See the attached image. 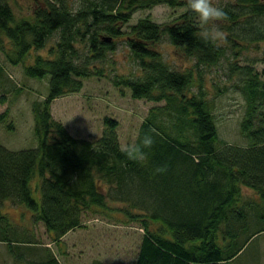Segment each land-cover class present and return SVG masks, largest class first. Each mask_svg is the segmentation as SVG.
<instances>
[{"label":"trees","instance_id":"trees-1","mask_svg":"<svg viewBox=\"0 0 264 264\" xmlns=\"http://www.w3.org/2000/svg\"><path fill=\"white\" fill-rule=\"evenodd\" d=\"M161 4L185 11L168 24L150 16L130 23L138 10ZM222 9L228 31H242L235 37L264 41V0H234ZM208 27L188 0H34L30 14L20 18L12 0H0V51L13 64L58 37L49 56L36 54L24 69L32 77L48 75L49 93L32 103L36 147L13 150L0 143V206L29 208L33 223L45 226L54 245L84 228L90 214L122 213L143 232L134 264L236 261L264 232V76L254 65H238L226 45L206 41L202 33ZM164 38L193 65L182 70L167 61L156 49ZM229 40L233 48L241 46ZM121 42L138 70L108 74L110 54ZM223 59L246 100L241 123L246 146L220 139L208 96L205 69ZM256 60L264 63V47ZM89 77L107 78L122 92L128 88L134 99L161 103L142 122L133 147H122L115 118L105 117L102 135L90 139L74 136L53 117V101L80 92ZM9 119L8 111L0 112V125L13 128ZM145 134L153 145L143 149V159H128L125 153ZM3 215L0 211V241L17 262L68 264L53 247L23 238Z\"/></svg>","mask_w":264,"mask_h":264},{"label":"rangeland","instance_id":"rangeland-1","mask_svg":"<svg viewBox=\"0 0 264 264\" xmlns=\"http://www.w3.org/2000/svg\"><path fill=\"white\" fill-rule=\"evenodd\" d=\"M233 1L212 0V3L223 8ZM12 2L17 18L28 16L34 6V0H12ZM184 11L183 7L173 8L161 4L152 9L138 10L130 23L134 24L138 19L150 16L158 23L168 24ZM227 24L224 20L215 24L209 23L207 30L217 28L223 32L225 38L219 43L229 47L230 58L238 65H254V68L264 76V63L256 60L260 55V48L264 47V41L245 43L235 37V33L242 34V31L229 32ZM57 39L56 35L44 49L37 52L30 51L18 65L13 64L6 54L0 51V112L8 111L9 121L13 123L11 129L6 126L9 123L0 125V143L10 149L34 148L38 144L34 135L32 103L43 100L48 95L49 76L32 77L26 74L24 69L34 63L36 54L49 56V50ZM229 39L238 41L241 46L233 48L235 43ZM3 42L10 52L11 45L8 39L4 38ZM156 49L162 52L165 59L175 67L183 70L193 65L192 60L184 57L183 52L166 38L156 45ZM131 55L128 47L121 42L117 51L110 54L111 66L106 67L107 73L112 75L113 71L117 73L137 71L138 68ZM228 68L229 62L223 59L217 67L205 69V84L208 96L214 100L213 112L220 139L227 143L246 146L248 138L241 132L246 100L237 79L228 76ZM83 81L84 86L80 92L53 101V117L62 122L74 136L90 139L102 135L105 117L115 118L119 121L118 133L122 147H133L142 122L151 108L161 103L134 99L128 88L123 89L122 92L107 78L89 77ZM217 86L219 90H216ZM242 190L245 194L253 195V192L246 187ZM109 203L113 207L124 206L120 202ZM0 211L5 214L3 217L6 218V222L16 227L23 238L29 237L34 239L32 241L53 247V250L68 264H92L99 260L103 264H134L143 234L136 223L125 222L126 218L122 213L110 212L116 218L111 217L109 212L90 214L85 219L84 228L72 231L54 245L45 226L42 223H33L29 215L31 210L26 206L16 207L5 203L0 206ZM8 251L6 244L0 241V264H22L17 262V256L14 257L13 253ZM31 254L30 252L28 256L31 257ZM232 264H264V232L253 239Z\"/></svg>","mask_w":264,"mask_h":264},{"label":"clouds","instance_id":"clouds-1","mask_svg":"<svg viewBox=\"0 0 264 264\" xmlns=\"http://www.w3.org/2000/svg\"><path fill=\"white\" fill-rule=\"evenodd\" d=\"M188 6L191 11L197 15L198 19L204 24H215L217 21H223L227 18V13L220 7L215 6L212 0H188ZM206 41H212L214 43L224 40V33L217 28L214 30L202 33ZM154 141L151 136L145 134L140 144L136 146V149L129 150L125 154L130 160H141L145 156L143 149L150 148Z\"/></svg>","mask_w":264,"mask_h":264},{"label":"crops","instance_id":"crops-1","mask_svg":"<svg viewBox=\"0 0 264 264\" xmlns=\"http://www.w3.org/2000/svg\"><path fill=\"white\" fill-rule=\"evenodd\" d=\"M5 203H10V202H5ZM10 204H12V203H10ZM12 205H14V204H12ZM30 216H32V214L30 213ZM49 234V233H48ZM49 236H51V238H53V236L52 235H50L49 234ZM55 244V243H54Z\"/></svg>","mask_w":264,"mask_h":264}]
</instances>
